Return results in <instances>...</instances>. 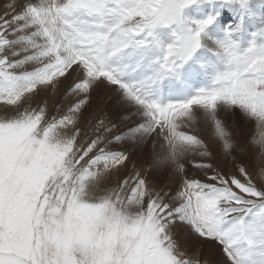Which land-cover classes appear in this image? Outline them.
Here are the masks:
<instances>
[{"label":"snow or ice","instance_id":"1","mask_svg":"<svg viewBox=\"0 0 264 264\" xmlns=\"http://www.w3.org/2000/svg\"><path fill=\"white\" fill-rule=\"evenodd\" d=\"M0 102V264H264V0H3Z\"/></svg>","mask_w":264,"mask_h":264},{"label":"rangeland","instance_id":"2","mask_svg":"<svg viewBox=\"0 0 264 264\" xmlns=\"http://www.w3.org/2000/svg\"><path fill=\"white\" fill-rule=\"evenodd\" d=\"M3 0H0V3H2ZM229 18H231L229 16ZM119 93H116V96L118 97ZM67 97L63 94V91L59 92H53L50 88L42 91L40 95L32 101V106L36 107V101L39 102L40 106L43 107L45 106V103L47 106L51 109H55L56 107H59L63 104H65ZM48 100V101H47ZM115 101V98H113ZM8 106L4 105L2 102H0V116L6 114V109ZM115 107V103L111 102L108 105V109L111 111ZM229 114L221 112V118L223 119H228ZM179 120V119H178ZM180 121V120H179ZM198 122L192 117V120L184 123L182 125V129H187V130H193L196 127H198ZM254 128V123L252 125H249L248 131H252ZM235 134L238 139H242V134L240 129H235ZM258 138V137H257ZM151 142H149L150 144ZM150 158V153L145 151L144 153L140 154L138 157V162L143 163L145 167H147V161ZM182 159V158H181ZM246 160H249L250 162V170L252 171V174L254 178L256 179L257 183H260L261 181H264V156H260L259 152V147L254 146L251 150V153L249 156H246ZM196 162H203V163H211L212 161L208 159H202L199 156L196 157L195 160L189 159L186 161V169H187V174L192 177V178H204V173L194 167V164ZM160 168L162 170H171L175 168V163L169 158V153L167 151H161L160 153ZM131 168V165H129ZM228 167H231V164L228 165ZM227 170V169H226ZM160 177L158 176L157 179ZM169 181L173 183L174 186V181L169 178ZM132 209H130L131 211ZM180 239L183 242L182 246L186 247L189 252H192L194 249L196 251L200 252V259L203 261L205 258L211 259L212 257L207 256V249H202L200 245L197 244L194 238H191L188 236L186 232H180L179 233Z\"/></svg>","mask_w":264,"mask_h":264},{"label":"clouds","instance_id":"3","mask_svg":"<svg viewBox=\"0 0 264 264\" xmlns=\"http://www.w3.org/2000/svg\"><path fill=\"white\" fill-rule=\"evenodd\" d=\"M197 264H207L206 261H200L199 259H197Z\"/></svg>","mask_w":264,"mask_h":264},{"label":"bare ground","instance_id":"4","mask_svg":"<svg viewBox=\"0 0 264 264\" xmlns=\"http://www.w3.org/2000/svg\"><path fill=\"white\" fill-rule=\"evenodd\" d=\"M185 11H186V12H189V11H191V10H190V9H186ZM117 95L119 96V94H117ZM47 101H48V100H47ZM112 102L115 103L114 100H112Z\"/></svg>","mask_w":264,"mask_h":264}]
</instances>
